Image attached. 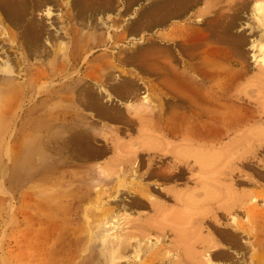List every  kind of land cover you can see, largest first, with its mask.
Returning a JSON list of instances; mask_svg holds the SVG:
<instances>
[{
	"label": "rangeland",
	"instance_id": "obj_1",
	"mask_svg": "<svg viewBox=\"0 0 264 264\" xmlns=\"http://www.w3.org/2000/svg\"><path fill=\"white\" fill-rule=\"evenodd\" d=\"M21 1L25 5L21 28L8 21L6 27L20 32L29 27L30 18H43L49 33L56 34L57 27L59 34L67 31L62 41L68 45V52L78 58L65 65L67 74L63 79H34L38 69L46 67L47 60L53 62L56 70L57 59L51 53L30 55L22 38L13 48L3 35L0 36V62L8 57L14 67L18 64L20 70L15 69L14 73H18L15 81L23 85L19 88L17 105L8 108L3 105L10 95V83H0V116L3 111L0 117V264H102L96 239L98 207L116 208L117 214L130 217L149 213L147 206L143 209L134 206L127 192L115 193L118 173L111 161L119 155H130L127 147L133 145L139 148L137 156L141 160L136 173L143 174L146 158L159 154L156 147L147 150L141 145L146 142L141 136L148 135L146 127L152 126L153 132L160 136L161 128L165 130L171 123L187 124L186 116L207 104L200 108L187 104L186 99L195 93L208 92L216 81L213 74L220 67H229L231 74L228 75H239L237 86L229 87L225 93L235 96L232 102L239 103L242 111L253 110L255 114V122L243 121L240 128L224 136L223 141L229 143L235 136L245 137L256 132L258 145L233 164L241 206L227 217L225 213H216L208 224H202L201 234L212 235L217 240L210 244L208 251L213 262L243 264L235 260L245 259L244 263L264 264L255 256L251 258L252 253L264 254V48L261 46L264 43V0ZM32 4L34 7L30 11ZM258 5H261L260 10ZM123 7L126 11L122 19L131 29L136 21H141V26L128 31L125 37L117 29L122 23L120 11ZM47 8L50 18L43 15ZM172 8H175L173 12ZM161 17L165 20L159 21ZM194 28L201 36L199 39L193 35ZM185 29L187 33L183 32ZM107 31H112L110 39H106ZM47 35L40 36V45L56 42L50 35L48 39L44 37ZM79 45L84 48L80 53L77 51ZM146 52L161 57L155 58L159 64ZM168 58L180 71L184 82L197 90L188 86L174 88L169 86L168 80L163 83L164 69L160 62ZM174 76L170 75V80L176 81ZM93 95L97 102H90ZM207 106L215 114L219 113L217 104ZM106 114L110 118H106ZM153 141L171 142L177 152L183 154L185 151L180 136H160ZM193 150L191 154L195 153ZM125 174L120 172L119 177ZM193 174L201 173L194 169ZM129 177L124 180L129 181ZM154 181L155 185H161L160 190L173 185L161 176ZM176 187L179 190L183 185ZM116 194L118 200L112 201ZM232 215L237 216L243 226L245 224L244 228L259 223L262 230L259 234L253 232L255 235L248 238L242 232H234L230 222ZM120 232L117 229L114 234ZM170 243L165 240L151 251L165 247L163 250L173 254L176 251L170 250ZM92 251L96 252L92 254ZM178 259L177 254H173L171 259L165 258L159 264H175Z\"/></svg>",
	"mask_w": 264,
	"mask_h": 264
},
{
	"label": "bare ground",
	"instance_id": "obj_2",
	"mask_svg": "<svg viewBox=\"0 0 264 264\" xmlns=\"http://www.w3.org/2000/svg\"><path fill=\"white\" fill-rule=\"evenodd\" d=\"M39 1L45 2L46 0H39ZM33 7H34V4L30 5V11L33 9ZM178 7H179V4H178ZM257 7L260 10L261 5H258ZM173 9L175 8H172L170 11L173 12ZM125 11H126V7H123L122 10L120 11L122 23H120L119 27L117 28L118 30H120V35L124 37L128 31H131L132 29L135 30L138 26H141V21L140 22L136 21V24H134V26H132L133 28L131 29L129 26L130 24L128 25L127 21L124 22L125 19H122V17H125ZM24 13H25V5L22 3L21 0H0V36L3 35L4 36L3 38L7 39L8 45L12 46L13 48H16L17 46L16 43L18 39L22 38L23 42L27 43L26 48L30 55L45 56V54L51 53L53 54L54 58L57 59L58 67L56 66L57 65L56 64L55 65L57 67L56 70H54L53 68L54 67L53 62L50 60H47L46 67H41L40 69H38V73L36 74V77L34 79L45 78L47 80L50 77H54V78L57 77L59 79H63V77L65 78L64 74H67L65 71V65L74 61L75 58L76 59L78 58L77 55L72 56L70 52H68L69 51L68 45L64 44V42L62 41V38L64 37L65 33H67V31L63 30L61 34H59L58 27H57V29H55L56 34L52 33L55 36L53 37L52 34L48 32V28L46 26L47 24L43 20V18H41L40 20H34L30 18L29 27H26L22 31L19 30L20 32L11 31L8 29L9 27L8 28L6 27L5 25L6 21H8L10 24H12L15 27L19 26L23 19ZM43 15H47V18H50V15H51L50 9L48 8L45 9V12L43 13ZM158 20L164 21L165 18L161 17V18H158ZM96 26H91V27L96 28ZM19 27L21 28V26ZM93 32L91 33L92 38L94 36ZM183 32L187 33L186 29ZM190 32L191 31H189V34L193 33V32L191 33ZM47 33H48L47 37L46 36L44 37L48 39L51 36L54 38L56 42L55 43L51 42L50 45H46V44L40 45L39 44L40 36L47 34ZM111 33L109 31H107V34L105 33L106 39L111 38ZM193 35H195L196 38L200 36L199 32L196 31V29ZM161 36H164V34ZM89 39H91V37H89ZM261 46L264 48V43ZM42 47L43 49L41 50L40 48ZM83 50H84L83 45H79V47L77 48V51L80 53ZM146 53H148L151 59L155 61L156 59L161 58V57L156 56V53L154 52L153 53L146 52ZM112 55L113 54H111V56ZM142 57H145V56H142ZM263 61H264V58H263ZM156 64H159V63L157 62ZM160 65L164 69V72H162L163 83L166 82V80H168L169 86H173L174 88H176V86H181V87L188 86L190 87V89L195 88L194 85L190 83L188 84V82H184L180 71L176 69L171 59L168 58V59L162 60L160 62ZM16 68L20 70L18 67V64H16V66L14 67L9 62L8 57H6L4 61L0 62V83H4V82L10 83L9 90H8L10 95L7 99H5V104L4 105L2 104L3 106L7 105L8 108H11L12 106L17 105L16 103L19 97L18 94L20 93L19 88L23 86L22 84L17 83L15 81V77L18 76V73H14ZM228 68L229 67L227 68L220 67V69L217 72H214L213 75L216 77L215 79L216 81L214 80L215 84L213 82L208 92L201 93L199 91L200 93H195V95L191 92L193 96H189L188 99H186L187 104L195 105L196 107L199 106L200 108L203 106V104L205 105L206 104L207 105L217 104L219 107L218 114H215L214 112H212V108H209L206 105L202 107L200 110L199 109L194 110L192 111L191 114H189V116H186L187 119H189L187 124L176 126L175 123H171L169 125L167 124L168 126L165 127L167 129L163 130L164 128H161L162 131L160 133V136L162 138H165L166 136H170V135L172 137L180 136V139L183 143V148H185L184 149L185 151L183 150L184 151L183 154L181 152H177L176 146L172 144L171 142L169 143L159 142L161 143L159 144L157 143L158 141L157 142L153 141L154 139L159 140L160 136L156 135L153 132L154 128L152 126H147L146 128L148 129V135L141 136L146 139V142L144 143L142 142L143 144L141 145L144 147H147V150H151V149H154V147H156L157 153L159 154H153L151 157L146 158V167H145V171L143 174L136 173V170H138V168L141 166V160L137 156V152L139 151L137 149L139 148H136V147L134 148L133 145L127 147L129 153H131L130 155H119L118 157L114 158L111 161V164L114 167H116L117 173H118L117 174L118 179L116 181L117 186H115V189H114L115 193H118L121 190L124 192H127L129 195L130 201H132L134 206L139 207L141 209L147 206L149 207V213L145 215L137 214L134 217L133 216L130 217L129 215L124 216V215L117 214L118 213L117 211L114 212L116 208L115 209L113 208L110 209V207L105 208L103 205L98 207L100 216L97 219V224H96L98 228V231L96 233V239L100 245L99 255H100V258L103 260L102 264H159L165 258L171 259L173 254L174 255L177 254L179 258L178 260L174 261L175 264H221V263L213 262L210 258V255H209L210 252H208L209 248L211 247L210 244L213 243L216 239L215 238L213 239L212 235L210 236L209 234H205V235L201 234L202 224L204 223L208 224V222L211 221L210 218L215 216L216 213L217 214L225 213V216L227 217L230 213L231 214L232 212L235 213V210L236 209L238 210V207L241 206L240 204L241 196L239 193H237V190L235 187L237 180L234 178L233 173H232L233 170L236 168V166L233 164H236L240 157H243L245 154H248L249 152L251 153V151L258 145L257 140L259 136L256 132H254L249 136L246 135L245 137L243 135H239V136H235L232 139V136H231L232 141H230L229 143H225L223 141V137L228 135V133L230 132L237 131L240 128L243 121L253 120V122H255L254 120L255 114L253 110L242 111L243 109L240 105H238L239 103L232 102L233 101L232 98H234L235 96L231 97L229 94L225 93V91L229 89V87L232 88L234 85H236L239 79V75H235V76L228 75V74H231L230 69ZM75 71H78V70H75ZM75 71L73 73H75ZM170 75H173V76L175 75L174 77H176V81L173 80V78L172 80H170L171 78ZM255 90H257V87L255 88ZM252 92L254 94V91ZM32 97H34V95ZM63 98H61L60 100L61 102L60 105H62V101H64ZM70 98L71 100L73 99L72 97ZM92 98L90 102L92 101L97 102L96 96L93 95ZM0 102H2L1 97H0ZM33 102H34V99H33ZM90 102H88V104ZM237 102H239V99H237ZM1 112H2L1 114L3 115V111ZM84 116L85 115H83V117ZM257 132L259 133V131ZM244 140H247L246 143L243 142ZM49 143L51 145V142ZM244 144L246 146L242 147ZM192 149H194L193 151H195V153H193L194 155L191 154ZM180 150H182V147ZM198 150L201 152H199ZM202 151L204 154L200 156L198 153L201 154ZM207 154H210V155L207 156ZM33 155H34V152H33ZM166 156H169V159H166ZM210 156L213 158H211ZM191 157L193 158V160H190ZM194 169L195 170L197 169L201 174H197V175L193 174ZM127 171H131V172L127 173ZM120 172H122V174L126 172V174L123 175V178L119 177ZM185 173H189V175L185 176ZM126 176L127 177L130 176L129 181L124 180ZM142 176H143V179H145L144 182H142ZM160 176L163 179H166L167 181L171 182L173 185L167 186L166 188L164 187L162 190H160L159 187H161V185L160 186L158 184L155 185L154 183L155 182L154 178H159ZM180 178H183L184 180L178 181ZM190 182L191 184H189ZM177 184H182L183 188L178 190L176 187ZM154 191H157L159 193L154 194L153 193ZM99 198H96V199H99ZM116 198H118L117 194L114 195L113 199L112 198L111 199L112 201H117L118 199ZM170 200H171V203L169 202ZM112 206L113 205H111V207ZM124 208L125 207L123 206V209ZM88 212L90 213L89 210ZM90 214H92V212ZM219 216H221V214ZM240 221L241 220H239L238 217L235 215L231 217L230 222L233 226V231L242 232L247 235V238L250 237L251 234L252 235L253 234L255 235V233L259 234V231L262 230V228H260L258 225L259 223H254L252 221L254 223L253 224L254 226L249 225V227L246 229L244 228L245 224L243 226L240 223ZM55 229L57 230V228ZM117 229L121 231L120 234L118 235L114 234V232L117 231ZM90 235H93V234H90ZM208 237H211V239L209 240ZM91 238H93V236ZM165 240L171 241L170 250L176 251L175 253L170 254V252H167V250H163V248L165 247H163L162 249L158 248L156 249V251H151L153 248L155 249L156 245L162 244ZM87 244L89 243L87 242ZM249 244L251 246L252 251H254L255 247L253 243L250 241ZM93 252H96V251H92V254ZM97 253H98V250H97ZM263 255L252 253L251 258L255 256L256 259H259L258 261H264ZM244 260L240 261L239 259H236L235 261H237V263L243 262V264H248V263H244ZM170 262L172 263V260Z\"/></svg>",
	"mask_w": 264,
	"mask_h": 264
},
{
	"label": "crops",
	"instance_id": "obj_3",
	"mask_svg": "<svg viewBox=\"0 0 264 264\" xmlns=\"http://www.w3.org/2000/svg\"><path fill=\"white\" fill-rule=\"evenodd\" d=\"M107 115V117L106 118H110V116L108 115V114H106Z\"/></svg>",
	"mask_w": 264,
	"mask_h": 264
}]
</instances>
